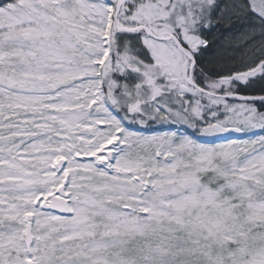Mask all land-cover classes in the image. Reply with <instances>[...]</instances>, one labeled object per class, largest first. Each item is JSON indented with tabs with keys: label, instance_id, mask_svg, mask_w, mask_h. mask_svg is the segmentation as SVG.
I'll return each instance as SVG.
<instances>
[{
	"label": "snow or ice",
	"instance_id": "snow-or-ice-1",
	"mask_svg": "<svg viewBox=\"0 0 264 264\" xmlns=\"http://www.w3.org/2000/svg\"><path fill=\"white\" fill-rule=\"evenodd\" d=\"M0 264H264V0H0Z\"/></svg>",
	"mask_w": 264,
	"mask_h": 264
},
{
	"label": "rangeland",
	"instance_id": "rangeland-1",
	"mask_svg": "<svg viewBox=\"0 0 264 264\" xmlns=\"http://www.w3.org/2000/svg\"><path fill=\"white\" fill-rule=\"evenodd\" d=\"M210 139H215V138H210Z\"/></svg>",
	"mask_w": 264,
	"mask_h": 264
}]
</instances>
